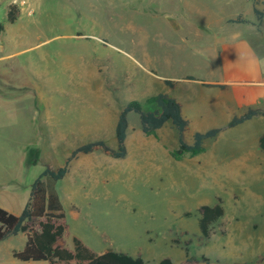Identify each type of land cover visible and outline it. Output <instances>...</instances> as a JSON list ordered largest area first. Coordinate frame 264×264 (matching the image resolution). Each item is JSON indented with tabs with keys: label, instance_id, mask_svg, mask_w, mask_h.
<instances>
[{
	"label": "rangeland",
	"instance_id": "1",
	"mask_svg": "<svg viewBox=\"0 0 264 264\" xmlns=\"http://www.w3.org/2000/svg\"><path fill=\"white\" fill-rule=\"evenodd\" d=\"M10 6L19 11L12 24L6 20ZM258 9L264 11V0ZM238 17L248 23L229 22ZM0 24V207L16 215L46 166L57 169L72 149L95 141L116 149L118 114L128 102L143 104L160 93L181 96L191 120L215 110L213 96L172 92L160 77L202 79L217 70L221 39L264 55V25L258 33L253 0H0ZM153 108L143 105L144 112ZM228 117L219 108L217 126ZM128 124L127 131H134L125 158L112 161L97 149L100 160L87 162L84 186L79 165L57 184L68 226L65 246L71 249L77 237L97 253L121 252L151 263L171 258L173 264H247L217 259L235 254L254 260L264 234L250 233L243 212L234 210L242 219L208 242L196 220L200 206L220 203L229 213L228 201L237 205L248 181L238 178L235 163L247 149V166H258L256 137L264 133V122L223 129L204 142L203 153L180 161L170 156L178 143L170 123L155 136L140 137L138 114L129 113ZM194 133L189 126L187 143ZM258 177L264 197V172ZM257 219L264 226V216ZM224 229L221 218L214 232ZM25 241L18 234L0 242V264H49L14 259L12 252Z\"/></svg>",
	"mask_w": 264,
	"mask_h": 264
},
{
	"label": "trees",
	"instance_id": "2",
	"mask_svg": "<svg viewBox=\"0 0 264 264\" xmlns=\"http://www.w3.org/2000/svg\"><path fill=\"white\" fill-rule=\"evenodd\" d=\"M260 0H253V13L257 19V31L261 32L264 25V11L258 9ZM19 17L16 6H10L6 14L8 23H14ZM230 23L247 24L241 17L229 20ZM4 26L0 24V33ZM192 79V78H190ZM164 83L173 87L174 83L165 80ZM206 87L225 89L224 85L204 84ZM143 105L154 106L153 110L144 112ZM139 116L140 128L144 135L155 136L157 131L167 123L177 132L178 147L170 153L175 160L184 156H196L204 152V142L214 139L220 129H211L204 133H194L192 143L185 141L188 121L182 116L181 105L166 94L148 97L144 103L130 101L119 113L115 126L116 149L109 148L103 141H95L79 146L71 151L64 164L57 169L44 168L39 177L31 184L27 203L19 214H13L0 207V242L18 234L26 238L21 251H13L12 257L21 262H47L49 264H152L140 256L133 257L125 253L106 251L98 254L85 245L77 237L72 238V248L65 246L64 237L68 226L65 222V211L61 202L57 184L67 175L71 163L80 155L89 154L97 149L102 150L114 159L126 156L125 139L128 129V114ZM262 115L264 111L248 109L243 115L233 117L227 124L232 128L251 118ZM259 147L264 153V135L259 139ZM198 227L201 236L208 239L214 225L223 217L224 209L220 203L214 206L204 205L199 209ZM189 215V214H187ZM157 264H173L169 258L160 260Z\"/></svg>",
	"mask_w": 264,
	"mask_h": 264
},
{
	"label": "crops",
	"instance_id": "3",
	"mask_svg": "<svg viewBox=\"0 0 264 264\" xmlns=\"http://www.w3.org/2000/svg\"><path fill=\"white\" fill-rule=\"evenodd\" d=\"M220 41L222 42L221 43L219 42V45L215 48V50L218 51V56H219V68L217 70L209 69L208 71L205 72L202 79H195L193 77H183L182 79H174V78H171L170 75L162 76L159 79L163 83L165 80L172 81L174 83L173 87H169L165 83L164 85L168 87L172 92L177 89H183L189 92L188 97L192 99L196 98V96L198 95L196 92H199V91H202V94L204 96H208L209 98L213 96L211 100L213 101V103L216 104L215 110L212 113H208V112L199 113L198 114L199 120L197 119L191 120L187 116H184L183 108L181 106L182 116L188 121L189 126H195V133L197 132L204 133L211 129H220L221 131L223 129L224 130L228 129L226 126L230 122V120L235 116L243 115L248 109H259V110L264 111V55L261 56L260 58L255 57L254 55H252V51H250V49L247 48L246 44L242 42H235L231 40L226 41L222 39ZM204 84L224 85L225 89H220L218 87H206ZM170 97L175 99L177 102L181 99V96H170ZM219 108H223L229 114L228 121L222 127L221 126L218 127L215 122L216 111ZM253 120L264 122V116L262 115L255 116L251 118L250 120H247L238 126L244 125L248 123L249 121H253ZM199 125H202L205 128L198 129L196 126H199ZM238 126H235V127H238ZM164 127L165 125L162 128ZM235 127H232V128H235ZM128 129L129 130L131 129V126H129V124H128ZM132 131H134V129H132L131 131H127V135L125 139V146H126V151H127L126 155L129 153V145H130L129 137H130V132ZM139 131L140 130L136 131L137 137H140V135L143 134L142 131L140 132ZM262 135H264V133L259 134L256 137V141H258L257 142L258 146H259V139ZM177 147H178V143H177ZM95 151L89 154H83V155L78 156L71 163L69 171L67 173L68 175L73 165L75 167L79 165V172H80L79 174L83 178V183H82L83 186H84V183H86L84 173H86L87 168H88L87 162H89L90 160L92 161L97 160L96 158L100 160L99 157L94 153ZM171 152L172 150L170 151V153ZM70 153L66 156L65 160L69 157ZM250 154H251V150L248 152V150L245 149V152L241 155V158H239V162L235 163V165H240L241 172L239 174V177L236 175L229 174L228 172L226 174L228 177H231V178L238 177L241 181H244V180L248 181V188L245 189V192L241 190L242 195L237 205L234 204L232 199L228 201V204H229L228 208L230 209V212L229 213L227 212L226 207L223 208L224 215L222 218L224 219V222H225L224 231L222 232V234H215L214 227H213L210 237L206 239L207 242L211 240L215 235H221V236L225 235L227 233L228 224L229 222L233 221V219H235L236 222L242 219L241 215L237 217L234 216L233 214L234 210H237V211L240 210L246 215L247 222H245V227L249 228V230L251 231L250 232L251 234H264V233H261L264 231L263 222L260 223L259 220L257 219V217L261 218L264 216V213H263L264 212L263 211L264 210V197L262 196L260 191H258V182L260 178L258 176H259V173L264 172V153L262 152L261 149L259 150V154L257 158L258 166L254 167V170L250 168L249 166H247L248 158L250 157ZM113 160H119V159L112 158V161ZM112 161L108 163H111ZM175 161H180V160H175ZM95 169H98V166H95ZM98 174L99 172H97V175L96 177H94L93 182L95 181V178H97L98 180V177H97ZM255 184H257V186L255 188H251ZM83 186L81 187L82 190H83ZM61 202H62V199H61ZM201 207L202 206L198 208V211ZM187 214L190 215V213H186V216H189ZM260 214L262 215L258 216ZM199 217L200 215L198 212V218L196 220L197 225H198ZM198 230H199V227H198ZM104 252L106 251H101L98 254H101ZM169 259L172 261L171 258ZM217 259L219 260L225 259L226 261L230 260L231 262L238 261V263L245 262L247 264H264V248L261 249V252L257 254L254 260H247L242 255H238V254L232 255L231 257H224V258H217ZM159 261H157L156 263H152V264H157Z\"/></svg>",
	"mask_w": 264,
	"mask_h": 264
}]
</instances>
